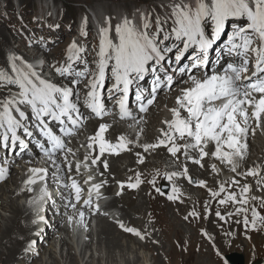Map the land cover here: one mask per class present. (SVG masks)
<instances>
[{
  "label": "snow or ice",
  "instance_id": "6c2138e0",
  "mask_svg": "<svg viewBox=\"0 0 264 264\" xmlns=\"http://www.w3.org/2000/svg\"><path fill=\"white\" fill-rule=\"evenodd\" d=\"M160 7L165 14L156 13L154 21V8L137 10L139 23L125 16L113 26L112 17H105V26L98 29V44L89 50L86 44L73 40L64 62L47 65V76L43 67L38 70L22 55H6V64L0 65V87H6L10 95L0 99V151L5 153L0 157V181L6 180L9 166L18 158L27 157L25 163L31 164L34 153L29 145L33 144L50 164L29 167L30 175L23 182L26 190L31 193L33 185L43 182L36 199L50 201L53 215H59L47 187L49 167L54 169L52 178L63 189L62 206L73 210L67 216L69 226L88 231V217L108 215L99 204L101 199H108L101 192L108 181H92L95 175L109 172V158L141 148L143 152L136 151L135 156L136 163L143 165L145 154L161 155L164 149L171 158L167 166L174 170L156 169L147 180L142 178L144 173L135 171L127 181H116L119 190L115 195L121 196L125 189L139 190L147 183L151 199L159 196L173 204H184L186 194L177 184L183 178L188 185L207 189L210 197L200 210L193 201L183 216L185 221L191 222V218L214 225L226 247L237 237V229L242 228L239 235L251 240L250 232H264V214L260 211L264 209V163L246 171L242 168L249 135L264 132V0H169ZM80 36H88L86 16ZM50 43H54L51 38L34 35L27 40L30 48L38 46L42 51H47ZM213 50L214 57L210 56ZM80 85L86 90L83 97ZM174 88L180 94L175 97V106L167 108L171 118L161 122L164 127L154 142L141 143L150 108L158 105L161 92L170 94ZM81 103L91 115L84 114ZM113 107L119 121H132L129 127L139 130L135 139L120 134L113 141L105 135L113 124L100 123L88 137L84 160H90V165L83 163L88 175L82 185L76 179L81 175L82 162H75L73 174L69 157H75L76 152L68 143L86 120L112 115ZM206 157L219 163L210 166L216 176L225 169L235 176L216 179L218 188L210 187L206 179L198 178L201 170L207 171L202 163ZM189 161L199 166L195 174L190 173ZM249 177L254 179L259 195L252 194L250 183L242 182ZM160 180L165 183L161 185ZM84 185H88L86 197ZM213 215L217 219L213 220ZM41 222L48 223L45 216L31 221L33 225ZM115 222L142 242L158 243L153 239L155 229L141 231L119 219ZM43 231L38 229L34 235L40 237ZM200 234L223 264H228L216 244L217 235L203 227ZM35 245L36 240L27 242L23 253H33Z\"/></svg>",
  "mask_w": 264,
  "mask_h": 264
},
{
  "label": "rangeland",
  "instance_id": "374dc122",
  "mask_svg": "<svg viewBox=\"0 0 264 264\" xmlns=\"http://www.w3.org/2000/svg\"><path fill=\"white\" fill-rule=\"evenodd\" d=\"M116 1H123V3L122 5H116V7L113 8V11H111L110 14L104 7L98 5L100 3L96 0H0V65H5L6 55L11 52L7 51V49H15V51H17V54L22 55L25 60H34L36 58V55L38 53L40 54V52H38V46H33L32 48H30L27 44L28 38L33 35L36 37H44L46 39L49 36L53 37L52 41H54V43H50L48 45L47 52L48 57L53 60L55 57L57 58L61 56L62 50L64 49L66 44L70 43V39H72V37L77 39V24L79 21L84 19L85 16L87 17V22L89 23L90 30L94 25V21L97 20V22L100 24L101 20V22L104 24L105 17L108 16L112 17V25L118 23L125 16H127L128 18H136L139 16L137 10L147 11L154 8L156 10L153 13L154 21L156 13H159L162 17L165 14V9L161 8L160 5L162 3L167 4L169 2V0H115V2ZM125 1H128L126 2L127 5L124 4ZM46 7L49 8V11L44 10ZM40 10H44V16H46L49 25L52 22L54 23V27L57 29H52L50 26L42 28L39 26V20H32L34 14ZM17 12H19V14L23 13L24 15L23 19H21L20 21L16 19ZM36 16H38V14H36ZM118 18H120L119 21H117ZM6 36L8 38H6ZM84 42L86 43L89 50H92L93 46L97 45L96 40L92 37L91 34L89 35V32L87 38H84ZM92 55H94V53H92ZM92 55L89 56L92 57ZM46 70L47 72L49 71V69ZM0 88L2 99L4 98V93L7 88ZM162 103V101L158 100L157 107L163 108ZM256 136H259V134L256 133L254 136L251 135L250 138V142H254V146L252 147L253 151L248 148V153L246 155V157H248V162H255V160L258 159L260 155V150L258 153L255 150V147L258 146L256 142ZM143 139L144 138H141V141ZM82 153V157L84 158L88 153L87 146L83 147ZM149 160L151 161L152 159L149 158ZM122 163L124 164V160L121 163L119 162L117 164L119 167H121L123 165ZM24 165V160L18 158L11 168L6 180L0 183V224L3 220L8 219L11 216L9 212L10 209H7L11 198V200L14 201L17 199L16 203H21V205H23L22 199H20L21 197H18L19 195L10 197L11 193L9 191H14L15 187L19 183V181H17L18 178H20L21 180L27 179V175L26 173H24V170L26 169ZM153 167L154 166H151L150 168H148V170L150 169L154 171L156 169H159L163 171L162 166H160L159 168ZM230 177H233V173L228 172L227 174H221L222 179H229ZM103 179L104 178L100 176L99 180ZM237 179L239 178L237 177ZM161 181L163 180L159 181L160 184L162 183ZM118 190L119 185L117 183H114V185H111L109 190L106 189V192L110 196H112L111 194H115ZM107 193H104L103 195L106 196ZM193 194L196 199L201 196V192L196 190L193 192ZM252 194L259 195L260 193L252 191ZM163 198L164 197H161L160 199ZM142 200L146 205L145 207L139 209L137 212H131V210L127 208V211L131 212L129 213V215L131 214L132 225H135L132 227L137 228V226L141 225L140 227L144 229V227L147 225L148 231H152V229H155L156 231L153 233V238L158 241V243L156 244L151 243V240H147L150 245L146 246L145 242L140 241L137 237L133 236L136 242L140 241V243L144 245L132 242L127 236H119L120 243L123 245H119L118 247L113 249V251H111V254L115 259L114 261L112 260L110 262V260L107 259V255L109 253L107 248H105V243H99L100 238L103 237V235H98V227H96V216H94L96 218L92 220L91 226L88 224V231H84V229L81 228L80 230L82 232L79 233L78 227H76L75 225H73L72 228H69V230H71V238L65 237L66 243L62 244L59 242V240L56 239V236L53 235H57L59 239V236L62 235V230H60L59 228H66V225H69L67 216L72 215L71 211L65 215V219L60 222L61 225H59L58 228L54 230V232L52 233L53 235L51 234V237H48L46 240H44V242L42 243L43 247H40V244L37 245V249L39 250L38 255L31 253L25 254L22 251L20 256L13 259L12 264H26L28 261L29 264H71L69 260L70 254L76 259L77 264H129L128 261L130 260L128 258L131 259V262L135 258V262L133 261L131 264H222V260H220L214 253H212L209 247H204L205 244L201 243L202 239L200 238L198 229L194 230L193 237L189 234H183L184 230H188L187 232H190L191 229L199 225L197 221H192L191 218V222H184L185 220L183 219V216L187 214V211L185 209L181 211L178 217H176L172 210L169 211V208L165 203L160 201L157 202L156 207H159V209H153V212L157 216V221L154 226L150 218H144L146 213L151 210V206L144 198ZM189 203L192 204L191 199H189ZM144 209H146V212L143 211ZM118 211L114 212L118 213ZM260 211L261 214H264V209H261ZM113 214L112 217L116 218V216H114ZM53 218L54 217H52L51 220ZM133 218L135 220H133ZM117 219L125 222L126 225H128V219H125V216L123 217L120 213L117 215V218L115 220ZM115 220H109V222L115 223V225L118 226ZM171 223L176 225V227L178 228L177 232H175L173 226H171ZM79 236L81 238H79ZM251 236L254 237L251 238V240H246L242 235H239L237 241L231 242L232 246H225V248L222 250L224 252V256L227 258V256H231L232 254L236 253L240 258L242 257L243 264H264V246L260 249V245L257 246V244L264 242V232L254 233ZM29 237L31 239L30 234H28V238ZM97 238L99 239L97 240ZM198 240L200 241L199 243ZM253 241H256V245L251 246ZM2 245H0V250L2 249L4 251V245ZM242 245H244V247ZM129 246L131 248H128ZM198 246L199 250H197ZM258 252H260L261 257L263 258L249 259ZM29 255L35 256L33 258H30L31 256ZM228 264H231L229 260Z\"/></svg>",
  "mask_w": 264,
  "mask_h": 264
},
{
  "label": "bare ground",
  "instance_id": "6f19581e",
  "mask_svg": "<svg viewBox=\"0 0 264 264\" xmlns=\"http://www.w3.org/2000/svg\"><path fill=\"white\" fill-rule=\"evenodd\" d=\"M96 1H98L100 3L98 5L104 7L109 13L111 11H113V8H115L116 5H118V4L122 5V3H123V1H116L115 2V0H96ZM126 2H128V1H125L124 4L127 5ZM129 3H131V2H129ZM99 18H100V16H99ZM136 22L139 23L138 20H136ZM101 23L102 22L100 20V24ZM97 27H98V24H97ZM6 38H8V37L6 36ZM7 51L15 52L17 54V51H15V49H11V50L7 49ZM26 57H28V56H26ZM179 94H180L179 89L176 88V89H173V91L170 94L162 93L160 95L158 100L163 102L162 103L163 108H158L157 106H153L152 108H150L149 113L147 114V117H146L147 123L143 125L144 131L142 132V135H143L144 139L142 141H140L141 143L154 142L155 141L156 137L159 135V130L162 127H164V125L161 122L165 119L171 118V114H170V112L167 111V108H172L175 106V97ZM0 99H1V93H0ZM165 105L167 107H165ZM113 122L114 121L104 120V123L113 124V127L110 128L108 131L109 136H111V137L113 136V141L115 140V137L117 135H120V134L127 135L130 139H135V135H131V133L125 128V125L129 124V121L115 122V123H113ZM91 125H92V128L97 127V125H99V122L98 121L91 122ZM256 133H258L259 136H256L257 137L256 142H257L258 146L255 147V150L257 153L260 150L259 158L256 159L255 162L254 161L248 162V157H246L245 158V164H244L242 170L246 171L248 167H253L256 164L264 163V132H261L258 130ZM250 136H251V134L249 135V138H248V146H249L248 148L251 149V151H253L252 147L254 146V142L253 141H252L253 143L250 142ZM136 151H139L141 153L143 152V150L141 148H136L132 152L121 153L119 156H111L109 158V172L105 176H102V178L107 179V181H108L107 185L104 186L105 189L109 190L111 185H114V183H116V181H127L128 177L133 175L135 171H140V172L144 173V176L142 177L143 179H146V180L151 179V175H149V173H151L153 171L150 169L148 170V168H150L151 166H154L157 168L162 166L163 171L174 170L173 168L167 166V163L171 158L166 153V150L161 149L160 150L162 153L161 155L145 154L146 159H145V163L143 165H138L136 163V160H137V157L135 156ZM254 157H255V155H254ZM257 157H258V155H257ZM149 158H151L152 160L150 161ZM123 160H124V164L122 163L123 165L121 167H119L117 163H119V162L121 163ZM202 163L205 164V168L207 169V171L205 172V171L201 170V174L199 175L198 178L206 179L208 181L210 187H213L214 189L218 188V185L215 183V180L216 179L225 180V179L221 178V174H227L228 171L225 169V170H223V172L219 176H216V174L211 172L210 166L212 163H217L219 166V163L217 161H215L214 159H209L206 157L205 160L202 161ZM35 164H36L35 159H32V162L30 165L34 166ZM61 166L65 170L64 165L62 164ZM188 166H189L191 174H195L196 170L199 169L198 165H192V163L190 161L188 162ZM100 170L103 171L102 166H101ZM51 171H54V169ZM234 175L235 174L233 173V176ZM17 181H19V183L18 184L16 183L17 186L15 187L14 191L13 192L9 191L11 193L10 197H12V196L14 197V196H18V195H19L18 197H21V194L26 190L25 185L23 183L24 180H21L20 178H18ZM161 182H163V181H161ZM242 182H248L251 185L253 184L252 185L253 186L252 191H255V183H254L255 181L253 180V178L249 177L246 179V181H242ZM177 184L181 186L182 191L186 194L184 204H179V203L173 204L171 202L166 201L165 198L160 199L161 197H159V196H157L155 199H151L147 195V192L149 190V185H147V183H145V184L141 185V188L139 190L125 189L123 194L119 197H117L114 193L113 194L110 193L112 195V198L110 199L109 202H107V206L102 207V209L105 211H112V212H114V210H116V211L119 210L118 213H116V215L113 213L112 214L114 216H117L120 213L123 217L125 216V219H128L127 220L128 221L127 226H135V225H132L131 214L129 215V213L137 212L139 209L145 207L146 204L143 203V200H142L144 198L147 201V203L151 206L150 209L152 210V212L150 210L148 213H146L144 218H150L152 220V223L155 226L156 221H157V216L153 212V209H159V207H156V203L159 201L165 203L167 205V207L169 208V211L172 210L174 215L176 217H178L182 210L185 209L186 211H189L193 207V201L198 202L197 203V210H200V208H202V206H203V201L205 199H210V197H208L207 189H200L198 187L188 185L187 181L184 180L183 178H180L179 180H177ZM36 185L40 186L41 182H38ZM226 187H227V185H226ZM21 188H25V190L23 192H21L20 191ZM195 190L201 192V194H200L201 196L198 199H196L194 194H193V192ZM231 190H233V189H229V191H231ZM59 193H60V191H59ZM105 193H107V192L105 191ZM188 197H190L192 204L189 203ZM11 199H10L9 204L7 206L8 207L7 209H10L9 212H10L11 216L8 219L3 220L4 222L2 221V223L0 224V245H2V244L4 245V251L2 249L0 250V264H12L13 259L20 256L23 248L25 247L27 242H29L30 237L28 238V234H30L33 237V234L39 229V228H37V229L33 228V224L31 223L32 219L29 216V213H27V209H26L25 205L24 204L21 205V203L20 204L16 203V200H17L16 198H15L16 199L15 201L11 200ZM20 199L23 200L22 197ZM52 199L55 200V202H56L55 206L60 209V214L59 215H53V206L50 202L49 209H48V215L46 216L48 223L45 224L44 226L41 225L43 227V228L42 227L41 228L44 231L40 237H36L34 235L36 240H38V241L41 240L40 247H43L42 243L44 242V240H46L48 237H51L50 235L54 232V230H56L58 228V226L61 225L60 222L65 219V217H66L65 215L71 211L73 213V210L71 208H68L67 210H65L63 208V206H62L63 202L61 201L60 194L53 197ZM215 206H216L215 202H213V208H215ZM229 207H231V206H229ZM127 208H129L131 210V212L127 211ZM145 210L146 209H144L143 211H145ZM48 216L50 219L48 218ZM175 216H173V217H175ZM52 217H54V218L51 220ZM212 219L215 220L217 218L213 215ZM133 220H135V219L133 218ZM184 222L188 223L189 221H184ZM197 223L199 224L198 226L191 229L190 232H187L188 230L187 231L184 230L183 234L184 235L189 234L190 236L193 237L194 230L198 229V233H200V228L202 226L207 231L210 230V232L213 233V235H217L216 230L214 228V225H212L208 222H204V221H197ZM140 226H137V228L141 231H144L145 228H148L147 225L144 227V229ZM171 226H173L175 232H177L178 228L176 227V225L172 224ZM96 227H98V230H97L98 235L99 234L103 235V237L100 238L99 243H101V244L105 243V248H107L108 253H109L107 255V259L110 260V262L112 260L114 261V259H115L113 257V255L111 254V251H113V249H115L119 245H123L120 243L119 236L120 237L127 236L132 242H136V240L134 239V237L131 234L123 232L120 228H118V226L115 225V223L109 222V219L105 216H102V217L99 216V218H97ZM32 228L34 229L33 231L31 230ZM69 228H72V226L66 225V228H59L60 230H62V235L59 236V239H58L57 235H53V234L52 235L56 236V239L59 240L60 243H62V244L66 243L65 237L69 238L70 234H71V230H69ZM242 231H243L242 228L237 229L238 235L236 238L232 239L231 242L237 241L238 237H239V233ZM254 233H259V232H250L249 235L251 236ZM199 235H200V238L202 239L201 243L205 244L204 247H209L210 251L212 253H214V250H213L212 246L208 243V241L205 240L201 236V234H199ZM92 236H93V234H92ZM21 237H23L24 239H21ZM253 237L254 236H251V238H253ZM33 239L34 238H32L31 240H33ZM98 239L99 238H97V240ZM243 241H245V240H243ZM199 242L200 241L198 240V243ZM136 243L139 244L140 241H137ZM246 243H247V241H246ZM140 244H142V243H140ZM154 244H156V243H154ZM216 244L219 247L221 253L224 254V252L222 250L225 248V245H224V243H222V239L218 235L216 238ZM142 245H144V244H142ZM145 245L149 246L150 243L148 241H146ZM252 245H256V241H253L251 246ZM258 245H260L259 246V249H260L261 247L264 246V242L257 244V246ZM242 246L244 247V245H242ZM128 248H131V247L129 246ZM38 251L39 250L37 249V252ZM83 255H84V253H83ZM29 256H31L30 258H33L35 255H29ZM69 256H70V259H69L70 263L71 264H77L76 259L71 254ZM256 258H263V257H261L260 252H258L254 256L250 257L249 259H256ZM128 259L130 260V261L127 260L129 264H131L133 261L135 262V258L132 262H131L130 258H128ZM34 260H32V261H34ZM221 262L223 264V261H221ZM26 264H29V261Z\"/></svg>",
  "mask_w": 264,
  "mask_h": 264
},
{
  "label": "water",
  "instance_id": "95a60500",
  "mask_svg": "<svg viewBox=\"0 0 264 264\" xmlns=\"http://www.w3.org/2000/svg\"><path fill=\"white\" fill-rule=\"evenodd\" d=\"M165 182H162L161 185H163ZM228 260L231 264H243L242 257L240 258L238 254L234 253L231 256H227Z\"/></svg>",
  "mask_w": 264,
  "mask_h": 264
}]
</instances>
